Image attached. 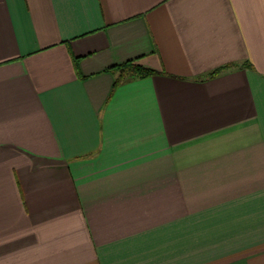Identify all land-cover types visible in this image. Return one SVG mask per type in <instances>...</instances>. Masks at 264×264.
<instances>
[{
    "label": "crops",
    "instance_id": "0c3cea01",
    "mask_svg": "<svg viewBox=\"0 0 264 264\" xmlns=\"http://www.w3.org/2000/svg\"><path fill=\"white\" fill-rule=\"evenodd\" d=\"M0 264H264V0H0Z\"/></svg>",
    "mask_w": 264,
    "mask_h": 264
},
{
    "label": "trees",
    "instance_id": "16d2710c",
    "mask_svg": "<svg viewBox=\"0 0 264 264\" xmlns=\"http://www.w3.org/2000/svg\"><path fill=\"white\" fill-rule=\"evenodd\" d=\"M225 67H228V66H225ZM118 68L120 70L119 80L127 75H136V76L143 77V76H148L154 73V70L143 67L138 64H133L131 61L124 62L123 64L119 65ZM222 69H224V67L217 68L213 70L212 72H210V75H214L220 72Z\"/></svg>",
    "mask_w": 264,
    "mask_h": 264
}]
</instances>
